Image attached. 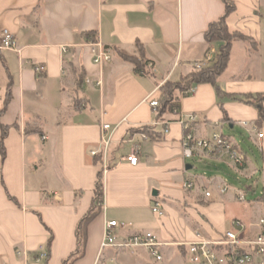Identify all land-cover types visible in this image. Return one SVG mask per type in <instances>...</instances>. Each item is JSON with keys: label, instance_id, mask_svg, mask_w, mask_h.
<instances>
[{"label": "crops", "instance_id": "0c3cea01", "mask_svg": "<svg viewBox=\"0 0 264 264\" xmlns=\"http://www.w3.org/2000/svg\"><path fill=\"white\" fill-rule=\"evenodd\" d=\"M232 1L228 29L249 40L234 41L219 92L195 85L193 94L181 95L178 114L158 119L147 98L157 99L166 82L189 75L212 49L219 54L205 33L225 16L223 0H0V33L10 31L18 44L17 51L0 52L1 122L9 127L3 144L0 130V264H63L78 253V228L90 212L72 264H187L182 244L198 236L220 240L234 220L246 225L247 237L261 231L264 139L256 144L241 124L264 131L258 109L244 101L264 96V0ZM97 42L112 52L103 66L93 61ZM118 52L143 54L147 71L137 73ZM36 66L45 72L36 73ZM192 114L197 120L187 132L208 139L228 128L231 135L222 134L245 165L217 156L186 160L179 120ZM155 121L168 123L169 133L158 126L143 140L138 131ZM104 123L116 126L106 171L100 155H90ZM236 137L257 147L254 162ZM135 146L133 166L127 159ZM100 172L104 194L96 204ZM188 181L194 189L184 188ZM155 203L162 215L153 212ZM110 221L123 226L118 240L154 234L163 244L162 260L144 248L102 249ZM41 252L48 256L37 261Z\"/></svg>", "mask_w": 264, "mask_h": 264}, {"label": "built area", "instance_id": "2783aa9c", "mask_svg": "<svg viewBox=\"0 0 264 264\" xmlns=\"http://www.w3.org/2000/svg\"><path fill=\"white\" fill-rule=\"evenodd\" d=\"M18 44L15 36L8 30H4L0 33V52L2 51H17ZM93 61L98 66H103L106 63L112 61V52L104 48L100 43H94L91 45ZM217 56L215 49L206 56V58L200 62H196L193 67L196 70L210 67L214 64ZM36 73L42 74L46 68L43 66H36ZM90 84L92 81L87 80ZM94 85L96 87H102V80H97ZM195 92V88L188 90L185 95H190ZM151 94L146 101L150 106L158 110L159 101ZM179 110L175 111L178 114ZM197 116L192 114L188 116H182L179 123L184 127L186 134L182 140V154L186 160H200L211 156H217L222 159H229L237 168H241L245 165V157L235 147V144L227 137H225L221 131H216L208 139H196L189 130L190 124L196 122ZM158 126H164V133H169V124L155 121L150 128L153 130ZM241 126L246 130L249 138L256 144L260 143L264 139V131L259 129L258 126L243 122ZM141 127L140 129H142ZM116 126L104 123L101 127V142L98 149L92 150L90 155L96 157L98 155L102 158L105 171L108 168L107 157L110 146L113 142ZM143 140L148 139V134H141ZM138 146L133 147L128 162L136 166L138 164L137 156ZM184 188L186 190H192L195 188V184L192 181L185 183ZM229 191L228 187L222 189V193L225 194ZM207 198L211 197V192L207 189H203ZM239 201H245L246 196L243 192L238 195ZM154 213L162 215L161 204L155 203L152 207ZM259 227L261 231L253 236L247 237L246 225L240 220H234L231 224V228L225 232L223 237L217 241H207L201 236L194 242L183 243L186 247L187 264H264V217L259 221ZM123 228L118 222L110 221L106 222L104 226V237L102 241V249L116 248L118 250L128 249H147L150 254L156 259V261L162 260L160 248L163 245L159 242L158 238L152 233L135 234L129 238L118 240L116 235V229ZM19 255H23L19 252ZM46 252H41L36 258L37 261H41L47 258Z\"/></svg>", "mask_w": 264, "mask_h": 264}, {"label": "trees", "instance_id": "16d2710c", "mask_svg": "<svg viewBox=\"0 0 264 264\" xmlns=\"http://www.w3.org/2000/svg\"><path fill=\"white\" fill-rule=\"evenodd\" d=\"M226 4V14L218 22L211 24L208 31L205 33V39L209 44H217L219 47V54L217 55L215 62L212 66L202 68L200 70H193L189 75L183 77L178 82H166L160 89V96L157 98L159 101L158 119H161L166 114H173L179 109L180 97L195 85L211 84L219 92L218 80L221 75L226 71L230 63L232 46L236 40L248 41L249 38L240 33H231L226 24L227 17L235 10L236 6L232 0H223ZM118 55L125 62L132 64L137 73H145L147 71L148 62L145 60L143 54L130 55L125 52H118ZM247 103H253L258 109L259 121L258 125L264 124V108L262 103L264 102V96L258 98L255 102H252L251 98H245ZM5 109L0 108V130L2 131V144L8 135L9 127L5 126L2 122V116ZM138 132L152 135L153 132L149 127H143ZM3 147V146H2ZM3 150V148H2ZM102 163V158L98 159ZM104 194V182L103 172L99 173L98 181L95 189V201L99 203L102 200ZM93 212H90L80 223L78 228V253L68 260H65L63 264H72L77 256L81 255L83 248V238L81 237V229L92 219Z\"/></svg>", "mask_w": 264, "mask_h": 264}, {"label": "rangeland", "instance_id": "374dc122", "mask_svg": "<svg viewBox=\"0 0 264 264\" xmlns=\"http://www.w3.org/2000/svg\"><path fill=\"white\" fill-rule=\"evenodd\" d=\"M246 132V131H245ZM224 135L229 136L231 135L230 130L228 128H225L224 131L222 132ZM247 134V132H246ZM249 139V138H248ZM236 142L240 144L239 148L243 151L246 152V154L248 155L249 159L252 160V162H254V159L256 156H259V152L257 150V147L253 144V142L251 141L249 142H244L242 141V143H240V139L239 138H235ZM242 153V152H241ZM243 154V153H242Z\"/></svg>", "mask_w": 264, "mask_h": 264}]
</instances>
